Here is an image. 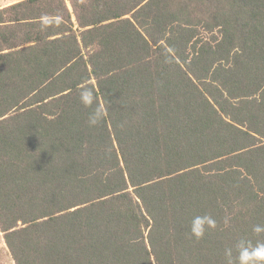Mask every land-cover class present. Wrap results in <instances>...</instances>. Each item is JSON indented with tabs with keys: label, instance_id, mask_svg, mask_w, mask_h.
I'll return each instance as SVG.
<instances>
[{
	"label": "trees",
	"instance_id": "obj_1",
	"mask_svg": "<svg viewBox=\"0 0 264 264\" xmlns=\"http://www.w3.org/2000/svg\"><path fill=\"white\" fill-rule=\"evenodd\" d=\"M257 225L264 0L0 8V228L16 264H239L242 242L264 243Z\"/></svg>",
	"mask_w": 264,
	"mask_h": 264
},
{
	"label": "clouds",
	"instance_id": "obj_2",
	"mask_svg": "<svg viewBox=\"0 0 264 264\" xmlns=\"http://www.w3.org/2000/svg\"><path fill=\"white\" fill-rule=\"evenodd\" d=\"M81 102L85 104L86 107H91L94 102V93L91 89L81 90ZM104 111L99 106L90 113L88 118L89 126H95L99 124L104 119ZM198 224L206 223L209 227L215 226V221L211 217L197 218ZM255 232L259 233L264 231V228L257 225L254 229ZM204 234V228L200 227L193 231V235L200 238ZM239 264H264V243H258L252 246L250 242H242L240 245V256Z\"/></svg>",
	"mask_w": 264,
	"mask_h": 264
},
{
	"label": "rangeland",
	"instance_id": "obj_3",
	"mask_svg": "<svg viewBox=\"0 0 264 264\" xmlns=\"http://www.w3.org/2000/svg\"><path fill=\"white\" fill-rule=\"evenodd\" d=\"M18 1L21 0H0V8L16 3ZM68 5L69 8H71V3L69 1H68ZM0 264H16L6 244L4 238V232L1 230V228H0Z\"/></svg>",
	"mask_w": 264,
	"mask_h": 264
}]
</instances>
